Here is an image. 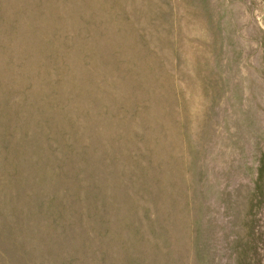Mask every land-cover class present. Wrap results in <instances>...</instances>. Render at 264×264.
Instances as JSON below:
<instances>
[{
    "label": "rangeland",
    "instance_id": "374dc122",
    "mask_svg": "<svg viewBox=\"0 0 264 264\" xmlns=\"http://www.w3.org/2000/svg\"><path fill=\"white\" fill-rule=\"evenodd\" d=\"M0 264H264V0H0Z\"/></svg>",
    "mask_w": 264,
    "mask_h": 264
}]
</instances>
